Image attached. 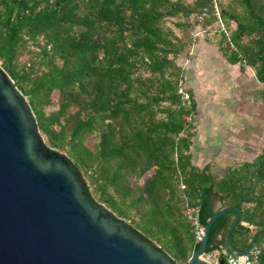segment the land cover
Segmentation results:
<instances>
[{"label": "trees", "instance_id": "1", "mask_svg": "<svg viewBox=\"0 0 264 264\" xmlns=\"http://www.w3.org/2000/svg\"><path fill=\"white\" fill-rule=\"evenodd\" d=\"M219 22L218 50L253 70L264 102V0H0V66L88 196L176 263L199 245L185 209L205 226L218 201L238 211L212 222L204 253L253 240L264 264V146L221 174L192 160L197 104L177 56Z\"/></svg>", "mask_w": 264, "mask_h": 264}, {"label": "water", "instance_id": "2", "mask_svg": "<svg viewBox=\"0 0 264 264\" xmlns=\"http://www.w3.org/2000/svg\"><path fill=\"white\" fill-rule=\"evenodd\" d=\"M217 209L186 264H210L200 258L210 225L238 211ZM0 264H178L88 196L71 160L44 142L27 100L1 66Z\"/></svg>", "mask_w": 264, "mask_h": 264}, {"label": "rangeland", "instance_id": "3", "mask_svg": "<svg viewBox=\"0 0 264 264\" xmlns=\"http://www.w3.org/2000/svg\"><path fill=\"white\" fill-rule=\"evenodd\" d=\"M217 27L222 24L190 29L191 43L177 56L184 68L181 87L192 89L197 104L192 151L225 148V136L235 132L248 137L244 147L256 152L264 146V102L256 93L261 84L251 68L240 71L238 64L225 61L217 47Z\"/></svg>", "mask_w": 264, "mask_h": 264}, {"label": "crops", "instance_id": "4", "mask_svg": "<svg viewBox=\"0 0 264 264\" xmlns=\"http://www.w3.org/2000/svg\"><path fill=\"white\" fill-rule=\"evenodd\" d=\"M224 141L226 143L225 145H228V148L225 146V148L219 149L218 151L208 150L207 153L196 149L192 151V160L200 166L205 162H209L212 170L221 174L226 166L236 161L250 160L260 151L258 149L255 152V150L244 147V144L248 141V137H244L243 134L240 135L239 133L230 132L225 136ZM219 206L220 203L216 201L214 209L219 208ZM217 238H219V235Z\"/></svg>", "mask_w": 264, "mask_h": 264}, {"label": "built area", "instance_id": "5", "mask_svg": "<svg viewBox=\"0 0 264 264\" xmlns=\"http://www.w3.org/2000/svg\"><path fill=\"white\" fill-rule=\"evenodd\" d=\"M216 10V9H215ZM196 207H187L185 209L186 219L194 226L195 241L200 243L204 235V225H201L197 221ZM260 253V247L256 244H252L245 251L240 253L227 254L224 263L225 264H258V255ZM202 258L210 264H219V259L215 253H203Z\"/></svg>", "mask_w": 264, "mask_h": 264}, {"label": "bare ground", "instance_id": "6", "mask_svg": "<svg viewBox=\"0 0 264 264\" xmlns=\"http://www.w3.org/2000/svg\"><path fill=\"white\" fill-rule=\"evenodd\" d=\"M200 258H202V255H200Z\"/></svg>", "mask_w": 264, "mask_h": 264}]
</instances>
